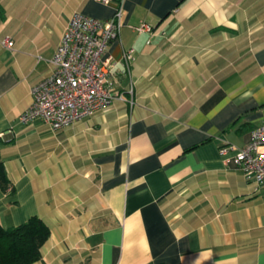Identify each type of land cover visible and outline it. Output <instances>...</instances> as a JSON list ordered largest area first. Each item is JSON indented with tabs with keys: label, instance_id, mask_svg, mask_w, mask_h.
Masks as SVG:
<instances>
[{
	"label": "crops",
	"instance_id": "crops-1",
	"mask_svg": "<svg viewBox=\"0 0 264 264\" xmlns=\"http://www.w3.org/2000/svg\"><path fill=\"white\" fill-rule=\"evenodd\" d=\"M105 109L53 130L19 115L74 12L100 0H0V224L40 217L32 264H264V184L223 143L264 123V0H115ZM144 22L150 31L137 32ZM133 48L125 61L122 50Z\"/></svg>",
	"mask_w": 264,
	"mask_h": 264
},
{
	"label": "built area",
	"instance_id": "built-area-1",
	"mask_svg": "<svg viewBox=\"0 0 264 264\" xmlns=\"http://www.w3.org/2000/svg\"><path fill=\"white\" fill-rule=\"evenodd\" d=\"M100 1L115 5L112 15L101 19L74 12L70 16L50 60L51 71L31 87L32 102L19 115L21 123L40 118L57 130L107 108L114 99H124L111 90L112 62L106 53L109 42L119 35L121 5L115 0ZM133 28L139 33L151 30L144 22ZM0 43L13 47L9 37L1 38ZM122 57L133 59L134 49H123ZM219 153L230 155L247 180L264 184V123L250 131L243 146L223 143Z\"/></svg>",
	"mask_w": 264,
	"mask_h": 264
},
{
	"label": "trees",
	"instance_id": "trees-1",
	"mask_svg": "<svg viewBox=\"0 0 264 264\" xmlns=\"http://www.w3.org/2000/svg\"><path fill=\"white\" fill-rule=\"evenodd\" d=\"M0 187L12 191L5 166L0 160ZM49 226L33 215L21 224H0V264H32L41 257V246L49 237Z\"/></svg>",
	"mask_w": 264,
	"mask_h": 264
}]
</instances>
